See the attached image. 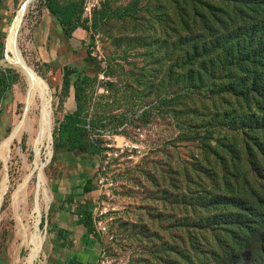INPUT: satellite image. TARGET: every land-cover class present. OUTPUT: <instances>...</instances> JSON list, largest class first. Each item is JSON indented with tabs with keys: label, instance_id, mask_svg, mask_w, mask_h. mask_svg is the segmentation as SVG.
Returning <instances> with one entry per match:
<instances>
[{
	"label": "rangeland",
	"instance_id": "obj_1",
	"mask_svg": "<svg viewBox=\"0 0 264 264\" xmlns=\"http://www.w3.org/2000/svg\"><path fill=\"white\" fill-rule=\"evenodd\" d=\"M23 1L0 0V61L6 58L9 31ZM47 1L35 2L21 25L19 60L10 53L15 62H0V78L6 79L0 81V143L19 123L28 127L20 138L14 137L6 164L0 159V180L5 167L7 171L0 209V264L27 263L32 244L24 242L19 227L29 226L28 236L35 232L32 215L38 203L36 172L13 200L24 175L35 166V149L44 127L41 100L35 97L29 103L32 89L16 64L19 61L46 83L52 108V158L43 167L51 200L48 206L41 203L45 241L34 264H66L76 251L60 238L56 243L53 226L60 218L68 225L71 211L58 212L62 205L54 196L74 186V174L82 170L97 182V189L84 199L91 202L92 212L93 254L87 264H191L189 233L195 229L194 211L205 217L210 203L199 184L210 182L218 173L216 158L207 169V145L215 146L214 140L226 136V144L240 150L234 163L247 170L249 149L257 143L254 136L234 143V132L243 125L262 129L264 104L240 108L222 92L203 103L190 96L187 82L176 76L175 66L184 57L178 40L186 33L178 0H56L76 12L77 28L71 36L50 12ZM67 69L71 70L69 85L64 84ZM86 77L91 79L82 119L68 126L65 117L78 109L76 83ZM211 135L212 139L203 140ZM77 138L85 149L69 148L71 139ZM93 142L103 148L101 154L92 153ZM126 143L139 145L141 152L136 151L133 158L122 154L107 164V145L115 150ZM259 145L264 148V140ZM45 151L42 146V162ZM103 165H107L104 171ZM193 169L213 175L190 179ZM100 174L106 178L103 185L98 184ZM210 190L216 198V189ZM212 245L216 247V235ZM82 247L77 251L83 252ZM204 262L209 264L206 258L194 264Z\"/></svg>",
	"mask_w": 264,
	"mask_h": 264
},
{
	"label": "trees",
	"instance_id": "obj_2",
	"mask_svg": "<svg viewBox=\"0 0 264 264\" xmlns=\"http://www.w3.org/2000/svg\"><path fill=\"white\" fill-rule=\"evenodd\" d=\"M178 1L183 16L182 28L186 33L178 40V48L184 57L175 66L178 70L176 76L187 82L190 96L203 103L213 101L222 92L240 108L264 104V0ZM47 3L66 35L71 36L77 28L73 23L76 12L61 7L56 0ZM70 75L71 70L67 69L64 84H70ZM90 79L86 77L76 83L78 109L65 117L68 126L76 125L82 119L86 85L89 86ZM0 81L6 79L0 78ZM262 130L264 127L243 125L234 132V143L241 138L247 142L252 136L257 143L249 149L247 170L234 163L240 158V150L237 146H228L226 136L220 135V139L214 140L215 146L212 143L207 145V169L213 167L212 160L216 158L218 173L214 178L210 177V182L199 184L210 203L206 206L205 217L200 218L194 211L195 229L189 233L191 264L203 262L205 258L209 264H264V148L259 145L264 138L256 134L258 131L264 134ZM212 138V135L206 136L203 140ZM79 141L80 138L71 139L69 148L85 149ZM93 144L92 153L101 154L103 148L98 143ZM236 153L239 155L235 156ZM255 160L258 164L254 163ZM197 174L213 175L206 169H193L189 178L199 179ZM212 187L216 189V198L212 196ZM91 190L90 185L84 186L85 192ZM91 213L87 210L83 215L90 235ZM203 224L206 227H200ZM214 235L216 247H210Z\"/></svg>",
	"mask_w": 264,
	"mask_h": 264
},
{
	"label": "bare ground",
	"instance_id": "obj_3",
	"mask_svg": "<svg viewBox=\"0 0 264 264\" xmlns=\"http://www.w3.org/2000/svg\"><path fill=\"white\" fill-rule=\"evenodd\" d=\"M38 0H24L21 4L16 18L14 20L13 26L10 28L9 31V39H8V50L6 58L3 59L2 64L7 65V62L14 61L13 58L9 55L10 53L14 54V59L19 60L18 54L20 53L19 47H18V32L21 28L22 23L24 22V19L30 9V7L37 2ZM22 60V59H21ZM15 62V61H14ZM17 62V61H16ZM18 66L22 70V72L25 74L28 83L31 86L32 92L29 98V103L33 101V99L38 97L41 100V107L43 109L44 114V127L42 128V134L40 135L38 141L39 145H37V148L35 149V166L33 170L28 172L24 175L22 182L17 186V189L13 195V200L16 201L17 195L21 192L22 189H24L27 182L32 177L33 173L36 172L37 177V183H36V191L35 195L38 197V203L33 206L34 207V216L33 217V226L35 228V232L32 233L31 236L27 235V231L29 229V226H26L24 224H20L19 231L24 236V242H30L32 244V249L30 256L28 257L26 264H34V262L38 259V257L41 254L43 244L45 241V236L41 231L40 223H41V211L42 206L41 203H46L48 206L51 196L49 194V189L47 186V179L46 175L43 173V167L47 162H49V159L51 157V129H52V108H51V97L48 90V87L46 83L38 76L36 71L32 68L26 65L23 61H19ZM12 65V64H10ZM17 66V65H16ZM30 94V93H29ZM24 117V116H23ZM27 125H25L24 122L19 123L15 126L13 133L10 135L9 138H5L0 143V159H2L6 164V158L8 155V152L10 150V144L12 143L14 137H21L22 133L27 129ZM42 146L45 147L46 151L44 153L46 157V161L42 162L41 160V149ZM10 154V152H9ZM6 166V165H5ZM6 167L4 170V173L0 180V209L3 202V195L6 190L7 186V173H6Z\"/></svg>",
	"mask_w": 264,
	"mask_h": 264
},
{
	"label": "crops",
	"instance_id": "obj_4",
	"mask_svg": "<svg viewBox=\"0 0 264 264\" xmlns=\"http://www.w3.org/2000/svg\"><path fill=\"white\" fill-rule=\"evenodd\" d=\"M74 182V186L67 188L63 192L61 190L55 192V202H57L58 206L62 205L59 209L56 207L58 212H60L59 210L63 211V208H68L71 212L69 213L68 225L62 222V218H60L61 220L58 222V225H56L57 223L54 224L53 229L54 233H56L54 237L56 243H60L58 240L60 238L63 245L76 250L70 256V259L67 260L66 264H87L88 258L93 254V251H91L90 234L87 233V227L83 222V215L85 211L90 210L91 202H88V200L85 202L84 199L92 195L97 189V182L84 170L74 174ZM85 185H90L92 190L85 192ZM86 240H88L87 247H82V245H86ZM78 246L82 247L81 250L83 252L77 251L79 249Z\"/></svg>",
	"mask_w": 264,
	"mask_h": 264
},
{
	"label": "built area",
	"instance_id": "obj_5",
	"mask_svg": "<svg viewBox=\"0 0 264 264\" xmlns=\"http://www.w3.org/2000/svg\"><path fill=\"white\" fill-rule=\"evenodd\" d=\"M107 147H108V150L106 151L104 155L105 158H107L106 159L107 164H109L112 159L118 158L122 154H125V155L128 154L130 155L129 156L130 158H133V155L136 151L139 153L141 152L140 146L134 143H126V144L117 145V149L115 150L111 149L113 147L112 144H108ZM129 152H131V154H129ZM102 168L104 171L107 168V165H103ZM105 181H106V178H104V176L100 174V176L98 177V184L103 185Z\"/></svg>",
	"mask_w": 264,
	"mask_h": 264
},
{
	"label": "water",
	"instance_id": "obj_6",
	"mask_svg": "<svg viewBox=\"0 0 264 264\" xmlns=\"http://www.w3.org/2000/svg\"><path fill=\"white\" fill-rule=\"evenodd\" d=\"M0 62H1V64H2L3 60H2V61H0Z\"/></svg>",
	"mask_w": 264,
	"mask_h": 264
}]
</instances>
